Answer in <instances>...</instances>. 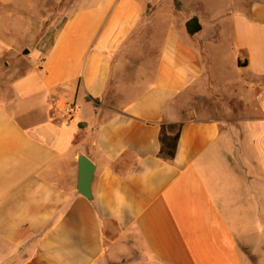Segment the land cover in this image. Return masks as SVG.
Instances as JSON below:
<instances>
[{
	"label": "crops",
	"instance_id": "0c3cea01",
	"mask_svg": "<svg viewBox=\"0 0 264 264\" xmlns=\"http://www.w3.org/2000/svg\"><path fill=\"white\" fill-rule=\"evenodd\" d=\"M234 1L72 0L38 37V0H0L37 42L0 100V264H264V0Z\"/></svg>",
	"mask_w": 264,
	"mask_h": 264
},
{
	"label": "rangeland",
	"instance_id": "374dc122",
	"mask_svg": "<svg viewBox=\"0 0 264 264\" xmlns=\"http://www.w3.org/2000/svg\"><path fill=\"white\" fill-rule=\"evenodd\" d=\"M72 0H38V26L28 25V31L33 29H38V37L50 26L46 23H40V21L45 17H48V22L57 19L58 13L54 10L56 7L62 8ZM79 0H74L78 2ZM231 0H192L190 3L191 7L196 14L202 19L213 18L223 19L225 12H229L231 7L227 5ZM235 0L234 2H236ZM240 1V0H239ZM239 3V2H237ZM56 14H55V13ZM54 13V17L51 18L50 15ZM42 16V18H40ZM225 32L227 34V41L229 42V31H227V24H223ZM2 26H0V30ZM36 41L33 40H19L12 41H1L0 40V100L8 97L10 95V86L14 79L24 74L30 68L31 60V50L35 47ZM226 49L227 48H223ZM231 162L235 165L241 161L240 154L230 155ZM234 160V162H233ZM4 260V258H0ZM115 264V263H110Z\"/></svg>",
	"mask_w": 264,
	"mask_h": 264
},
{
	"label": "water",
	"instance_id": "95a60500",
	"mask_svg": "<svg viewBox=\"0 0 264 264\" xmlns=\"http://www.w3.org/2000/svg\"><path fill=\"white\" fill-rule=\"evenodd\" d=\"M194 27L195 26L190 28L189 25H187L188 32H192V30L195 29ZM94 168V164L88 157L82 154L78 156V180L76 188L79 193L88 199L92 198L91 181Z\"/></svg>",
	"mask_w": 264,
	"mask_h": 264
},
{
	"label": "trees",
	"instance_id": "16d2710c",
	"mask_svg": "<svg viewBox=\"0 0 264 264\" xmlns=\"http://www.w3.org/2000/svg\"><path fill=\"white\" fill-rule=\"evenodd\" d=\"M176 127L177 125H172V130L168 131L164 128V136H163V147L165 151V158L167 160H171L176 148ZM168 133V136L166 135Z\"/></svg>",
	"mask_w": 264,
	"mask_h": 264
},
{
	"label": "flooded vegetation",
	"instance_id": "af4514ba",
	"mask_svg": "<svg viewBox=\"0 0 264 264\" xmlns=\"http://www.w3.org/2000/svg\"><path fill=\"white\" fill-rule=\"evenodd\" d=\"M188 25H189L190 28L193 27V26H195V20L194 19L190 20L188 22Z\"/></svg>",
	"mask_w": 264,
	"mask_h": 264
}]
</instances>
